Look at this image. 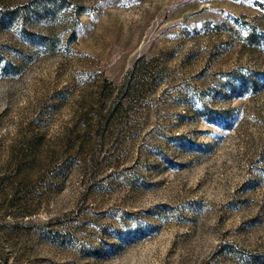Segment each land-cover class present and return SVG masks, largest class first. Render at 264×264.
Segmentation results:
<instances>
[{
  "label": "rangeland",
  "instance_id": "374dc122",
  "mask_svg": "<svg viewBox=\"0 0 264 264\" xmlns=\"http://www.w3.org/2000/svg\"><path fill=\"white\" fill-rule=\"evenodd\" d=\"M0 264H264V0H0Z\"/></svg>",
  "mask_w": 264,
  "mask_h": 264
},
{
  "label": "trees",
  "instance_id": "16d2710c",
  "mask_svg": "<svg viewBox=\"0 0 264 264\" xmlns=\"http://www.w3.org/2000/svg\"><path fill=\"white\" fill-rule=\"evenodd\" d=\"M27 143H28V145H29V147H30V149L32 150V153H35L36 152V146H37V144H39V145H43V146H45L46 145V142H45V140H44V138H43V136H35V135H33V136H31L30 138H29V141H27Z\"/></svg>",
  "mask_w": 264,
  "mask_h": 264
}]
</instances>
